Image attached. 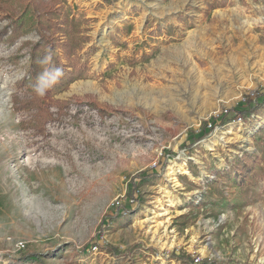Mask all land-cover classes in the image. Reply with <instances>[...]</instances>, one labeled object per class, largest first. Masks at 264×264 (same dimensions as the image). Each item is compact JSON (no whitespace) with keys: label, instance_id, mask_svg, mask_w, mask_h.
I'll use <instances>...</instances> for the list:
<instances>
[{"label":"rangeland","instance_id":"374dc122","mask_svg":"<svg viewBox=\"0 0 264 264\" xmlns=\"http://www.w3.org/2000/svg\"><path fill=\"white\" fill-rule=\"evenodd\" d=\"M49 3L74 45L54 51L63 81L20 86L39 35L0 41V264H264V103L196 139L264 89V0ZM15 94L37 107L14 110ZM32 114L44 134L21 127ZM96 236L123 255L82 252Z\"/></svg>","mask_w":264,"mask_h":264},{"label":"trees","instance_id":"16d2710c","mask_svg":"<svg viewBox=\"0 0 264 264\" xmlns=\"http://www.w3.org/2000/svg\"><path fill=\"white\" fill-rule=\"evenodd\" d=\"M60 11L61 6L51 8L49 0H0V21L7 20V24L0 28V41H5L9 45H13L22 37L31 33H37L39 35L37 41L26 40L21 45L23 48H29L30 60L27 74L18 82L20 86H27L30 89H37V87H39L41 89L51 90V82L56 72H58L56 78L59 81L65 79L66 69L69 66H64L63 69H60L59 66L53 67L52 64L57 43L60 44L59 47L64 56H73L74 45L69 40L61 38L64 36L61 27L67 21L62 23L59 20L56 21L53 19L54 14L59 15ZM49 13L53 14L49 15ZM44 16L48 18L44 19ZM12 102L14 110L18 112L24 109L32 110L37 107L35 102H31L29 99H22L18 94L12 96ZM66 103L67 102H59L58 100V104H61V106ZM263 103L264 89L256 90L253 94L246 95L241 104L226 109L217 116H213L210 120L205 121L202 128L203 132L201 134L199 133L196 139L201 140L217 126L235 122L245 118L250 113L257 112L261 109ZM33 105H36V107ZM20 124L22 128L31 127L37 133H45V123H42L41 117L36 114H32L29 120H21ZM261 143L264 144V140H261ZM252 172L253 170L250 166L245 164L242 166L241 178L243 180L247 179V176ZM156 174L157 172H152L151 170L142 171L132 179L128 195L134 202H137V199L140 198L137 194L140 181L150 180L154 178ZM112 219L113 218L110 216L106 217L102 221L101 227L108 226ZM99 236L92 238V240L84 246L82 252L85 253L89 249L97 247L99 250L111 252L117 256L123 255V252L116 246L106 241H101ZM31 257L30 255L26 256V259H30ZM172 257L187 264H242L231 260L211 261L208 258H200L195 254L192 255L176 251L172 252Z\"/></svg>","mask_w":264,"mask_h":264}]
</instances>
